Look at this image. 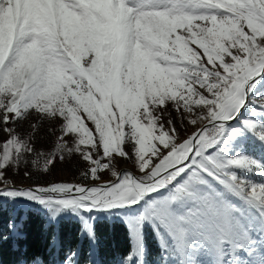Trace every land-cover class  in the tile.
<instances>
[{
	"label": "snow or ice",
	"instance_id": "snow-or-ice-1",
	"mask_svg": "<svg viewBox=\"0 0 264 264\" xmlns=\"http://www.w3.org/2000/svg\"><path fill=\"white\" fill-rule=\"evenodd\" d=\"M0 132L8 232L29 201L92 244V213L120 216L119 264H264V153L239 142L264 149V0H0ZM66 157L78 180L42 179ZM58 248L76 264L53 232Z\"/></svg>",
	"mask_w": 264,
	"mask_h": 264
},
{
	"label": "trees",
	"instance_id": "trees-1",
	"mask_svg": "<svg viewBox=\"0 0 264 264\" xmlns=\"http://www.w3.org/2000/svg\"><path fill=\"white\" fill-rule=\"evenodd\" d=\"M8 214L9 212L0 208V230H3L7 237L0 240V264H20L22 258L30 257L33 253L46 256L49 264H60L63 252L59 248L55 252L49 251L50 236L53 232L59 234L64 252L77 249L76 264H87L91 257L96 259L98 264H118L130 247L129 230L122 221L97 220V241L92 244L87 237L80 239L79 222L62 220L57 227L47 225L41 214L34 210H28L22 219L23 237L12 236L9 232L6 233L5 228ZM154 245V242L151 243V249Z\"/></svg>",
	"mask_w": 264,
	"mask_h": 264
},
{
	"label": "rangeland",
	"instance_id": "rangeland-1",
	"mask_svg": "<svg viewBox=\"0 0 264 264\" xmlns=\"http://www.w3.org/2000/svg\"><path fill=\"white\" fill-rule=\"evenodd\" d=\"M174 115H175V113H174ZM177 119H179V117H177ZM36 123H37V121H35V120H32L30 122L29 121H25L18 127V131L22 135L26 136L32 131L31 125L36 124ZM47 129H48V125L46 123L42 124L40 126L39 132L36 133V136L38 137V139L35 141L36 146L38 148H42L44 151H50L51 147H52V137L50 136V134H49ZM4 136H5V134L0 132V142H2ZM239 142L244 143L248 149L255 151L257 155H259L260 153H264V149L261 148L259 142L256 141L251 134H248V135H246L244 137H241ZM119 166L120 167H129V168L131 167V165H126L123 162H121V164ZM79 178H80V175H79V171H78V161H77V159L76 158L69 159V158L66 157L65 162L57 161L56 167L53 168L52 172L48 176L43 177L42 179L72 182L74 180H78ZM105 178H107V177H105ZM17 179H18V181L23 180V174L21 173V176L18 177ZM23 183L27 184V183H30V181L23 180ZM0 208L3 209V210H6L7 212H9L8 216L13 211L10 203L7 202V201H0ZM28 210H34L35 212L41 214V216L45 219V222H46L47 225L51 224V225H54L55 227H57L58 223L60 221H62V220H69V221L72 220V221L79 222L80 226H81V229L83 227L82 221L79 219V217L74 216L70 212L64 213L61 216H59L57 218L56 222L49 223V220L47 218L45 210L42 209L39 205L32 204L29 201L21 202L18 205L17 209H16V211L19 214V219H20L21 225H22V219L25 218V213ZM92 215L95 216V222L97 220H108L109 222L122 221V222L125 223V221L120 216L112 215V214H110L108 212H96V213H92ZM126 226L128 227L127 224H126ZM128 230H129V228H128ZM7 232L8 231L6 229V233ZM10 234L12 236H17V237H23V235H24L22 229H21V231L18 234H13V233H10ZM85 237H87L86 233L83 236L80 233V239L81 240L83 238H85ZM153 242L155 243V245L153 246L154 248L151 249V254H152V258L155 259V258H158L159 250L157 248V244H156L155 239L150 237L149 238L150 245ZM200 259L202 261V264H207V262H208V257L207 256H201ZM87 264H98V262L93 261V257H91V260Z\"/></svg>",
	"mask_w": 264,
	"mask_h": 264
}]
</instances>
